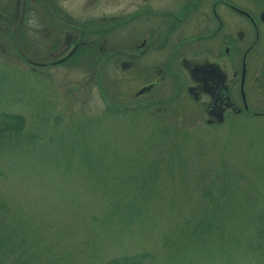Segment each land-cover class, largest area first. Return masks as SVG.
Segmentation results:
<instances>
[{"label": "rangeland", "instance_id": "obj_1", "mask_svg": "<svg viewBox=\"0 0 264 264\" xmlns=\"http://www.w3.org/2000/svg\"><path fill=\"white\" fill-rule=\"evenodd\" d=\"M54 2L81 23L124 3ZM37 19L0 27V121L25 120L0 125V264H264V117L212 127L183 91L171 105L164 87L135 97L137 70L112 74L105 50L97 78L85 63L32 70L66 52H46Z\"/></svg>", "mask_w": 264, "mask_h": 264}, {"label": "flooded vegetation", "instance_id": "obj_2", "mask_svg": "<svg viewBox=\"0 0 264 264\" xmlns=\"http://www.w3.org/2000/svg\"><path fill=\"white\" fill-rule=\"evenodd\" d=\"M54 1L15 0L12 12L0 0V19L10 14L1 28L9 22L22 28L24 19L35 15L46 52L53 46L66 49L55 60L27 61L32 70L85 63L97 78V65L106 59L112 74L137 70L140 88L153 85L135 97L164 87L161 96L171 105L183 91L202 104L208 126L231 124V117H264V0H120L121 14L82 23ZM59 23L79 31H61ZM115 29L121 32L120 48L114 45ZM103 50L104 60L93 57Z\"/></svg>", "mask_w": 264, "mask_h": 264}, {"label": "trees", "instance_id": "obj_3", "mask_svg": "<svg viewBox=\"0 0 264 264\" xmlns=\"http://www.w3.org/2000/svg\"><path fill=\"white\" fill-rule=\"evenodd\" d=\"M24 117L20 114H5L3 115L2 120L0 121L1 127H3L1 130L9 131L12 133H19L22 131L24 127ZM207 224H202L200 226L201 231H206L205 227L207 228ZM1 240H3L1 242ZM0 240V248L7 247V239L3 237V239ZM1 250V249H0ZM7 252V251H6ZM18 258H21V255L18 254ZM145 259V255L143 254H127L122 256H115L108 260H106L103 264H143ZM13 264H21V261L18 260L17 262H13ZM24 264H30L29 260L26 258L24 259Z\"/></svg>", "mask_w": 264, "mask_h": 264}, {"label": "water", "instance_id": "obj_4", "mask_svg": "<svg viewBox=\"0 0 264 264\" xmlns=\"http://www.w3.org/2000/svg\"><path fill=\"white\" fill-rule=\"evenodd\" d=\"M152 84L151 85H148V86H144L140 89H138L136 92H135V96H138V95H141V94H144L146 91H149L151 88H152ZM220 118H219V121H222V116L219 115Z\"/></svg>", "mask_w": 264, "mask_h": 264}]
</instances>
